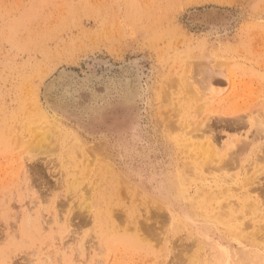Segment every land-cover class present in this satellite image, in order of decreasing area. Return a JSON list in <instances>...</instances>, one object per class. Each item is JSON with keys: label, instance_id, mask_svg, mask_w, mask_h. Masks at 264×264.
<instances>
[{"label": "rangeland", "instance_id": "rangeland-1", "mask_svg": "<svg viewBox=\"0 0 264 264\" xmlns=\"http://www.w3.org/2000/svg\"><path fill=\"white\" fill-rule=\"evenodd\" d=\"M263 154L264 0H0V264H264Z\"/></svg>", "mask_w": 264, "mask_h": 264}, {"label": "bare ground", "instance_id": "bare-ground-1", "mask_svg": "<svg viewBox=\"0 0 264 264\" xmlns=\"http://www.w3.org/2000/svg\"><path fill=\"white\" fill-rule=\"evenodd\" d=\"M208 84H209V83H208ZM206 87H209V86H206ZM209 88L211 89V87H209ZM192 92H193V91H192ZM195 94H196V93H195ZM195 94H194V95H195ZM195 96H196V95H195ZM197 97H198V96H197ZM32 103H33V102H32ZM36 106H38V104H36ZM261 112H262V110H261ZM34 114H35V113H34ZM37 114H38V113H37ZM262 115H263V114H262ZM38 116H39V115H38ZM53 127H54V126H53ZM205 127H206V125H205ZM51 128H52V125H51ZM54 128H55V127H54ZM58 128H59V127H58ZM63 128H65V127H63ZM52 129H53V128H52ZM50 130H51V129H50ZM261 130H262V129H261ZM47 131H48V130H47ZM53 131H54V130H53ZM57 131L59 132V130H57ZM57 131L55 130V132H57ZM209 131H210V130H209ZM50 133H51V132H49V133H47V134H50ZM210 133H211V131H210ZM13 134H14V133H13ZM213 134H214V133H213ZM52 135H53V134H52ZM46 136H48V135H46ZM46 136H45V140H48V139H46ZM49 136H50V135H49ZM202 136H203V135H202ZM210 136H211V135H210ZM43 137H44V135H43ZM51 137H52V136H51ZM51 137H50V138H51ZM211 137H212V136H211ZM239 137H240V136H239ZM48 138H49V137H48ZM212 138H213V137H212ZM13 139H14V138H13ZM45 140H44V141H45ZM200 141H202V139H201ZM210 142H211V140H210ZM198 143H199V142H198ZM105 144H106V143H105ZM203 144L205 145V143H203ZM246 144H247V143H246ZM93 145H94V144H93ZM190 145H191V144H190ZM214 145H215V144H214ZM217 145H218V144H217ZM227 145H228V144H227ZM240 145H241V144H240ZM209 146H213V144L210 143ZM225 146H226V145H225ZM242 146H243V145H242ZM242 146H241V148H242ZM250 146H251V143H250ZM95 147H96V146H95ZM97 147L99 148V146H97ZM201 147H202V146H201ZM243 147H244V146H243ZM257 147H258V146H257ZM202 148H205V146L202 147ZM251 148H252V146H251ZM87 149H88V148H87ZM94 149H95V148H94ZM212 149H213V148H212ZM227 149H228V147H227ZM259 149H260V148H259ZM208 150H209V147L206 148V152H209ZM246 150H247V149H246ZM94 151H95V150H94ZM199 151H200V150H199ZM259 151H260V150H259ZM206 152H205V153H206ZM205 153H204V154H205ZM210 153H211V151H210ZM213 153H214V152H212V155H213ZM217 154H218V151H217ZM224 154H225V153H223V155H224ZM200 155H201V154H200ZM263 155H264V154H263ZM204 156H205V155H204ZM210 156H211V155H210ZM215 156H216V155H215ZM215 156H214V158H215ZM212 157H213V156H212ZM225 157H226V156H225ZM226 158H228V157H226ZM259 158L261 159V156H260ZM259 158H258V159H259ZM262 158H263V157H262ZM209 159H211V158H209ZM217 159H218V158H217ZM210 161H211V160H210ZM231 161H232V160H231ZM199 162H200V161H199ZM216 162H217V160H216ZM263 162H264V161H263ZM209 163H210V162H209ZM209 163H207V165H208ZM24 164L26 165V163H24ZM24 164H23V165H24ZM233 164H234V163H233ZM204 165H205V164H204ZM216 165H217V164H216ZM25 167H27V166H25ZM25 167H24L23 169H25ZM208 167H209V166H208ZM210 167H211V166H210ZM263 169H264V166H263ZM29 170H30V169H29ZM35 170H36V169H35ZM23 171H24V170H23ZM33 171H34V170H32L31 172H33ZM259 171H260V170H259ZM24 172H25V171H24ZM255 172H256V171H255ZM25 173H26V172H25ZM25 173H24V176H25V177H26V175H29V174H27V173H26V175H25ZM28 177H29V176H28ZM258 178H259V177H258ZM24 179H25V178H24ZM176 179H177V178H176ZM174 180H175V179H174ZM206 180H207V179H206ZM256 180H257V179H256ZM205 182H206V181H205ZM217 182H218V181H217ZM213 183H214V182H213ZM174 184H175V185L172 184V186H173V188H175V189H176V186H177V187H180V186H181L179 182H178V183L175 182ZM213 186H214V185H213ZM219 186L221 187V185H219ZM31 187H32V186H31ZM205 187H206V186H205ZM92 188H93V187H92ZM178 189H179V188H178ZM219 189H220V188H219ZM221 189H222V188H221ZM221 189H220V190H221ZM223 189H224V188H223ZM182 190H184V189H182ZM206 190H207V189H206ZM214 190H215V189H214ZM220 190H218V191H220ZM208 191H209V190H208ZM210 191H211V190H210ZM200 192H201V191H200ZM221 192H222V191H221ZM203 195H205V194H203ZM203 195H202V196H203ZM219 196H220V195H219ZM195 197H196V196H195ZM209 197H210V196H209ZM195 199H196V198H195ZM206 199H207V198H206ZM244 199H245V198H244ZM245 200H246V199H245ZM190 201H191V200H190ZM199 201H200V200H199ZM205 201H206V200H205ZM238 201H239V199H238ZM240 201H241V200H240ZM243 201H244V200H243ZM192 202H193V201H192ZM201 202H202V201H201ZM241 202H242V201H241ZM247 202H248V201H247ZM193 203H194V202H193ZM193 203H192V204H193ZM220 203H221V202H220ZM235 203H236V202H235ZM252 203H253V202H252ZM252 203H251V204H252ZM196 204H197V203H196ZM205 204H206V203H205ZM237 204H238V203H237ZM246 204H247V203H246ZM197 205H199V204H197ZM242 205H243V204H242ZM245 206H246V205H245ZM189 207H191V206H189ZM199 207H200V206H199ZM225 207H226V206H225ZM256 207H257V206H256ZM201 208H202V207H201ZM260 208H261V207H260ZM260 208H259V209H260ZM107 209H108V208H107ZM200 212H201V211H200ZM205 212H206V211H205ZM205 212H204V213H205ZM224 215H225V214H224ZM112 216H113V215H112ZM222 217H223V216H222ZM111 218H112V217H111ZM106 219H107V218H106ZM113 221H114V220H113ZM234 221H236V220H234ZM134 222H135V221H134ZM223 222H224V221H223ZM229 222H230V221H229ZM225 223H226V222H225ZM231 223H232V221H231ZM111 224H113V223H111ZM111 224H110V226H112ZM223 224H224V223H223ZM227 224H228V222H227ZM113 225H114V224H113ZM116 225H117V223H116ZM116 225H115V227H116ZM245 225H246V224H245ZM28 226H29V225H28ZM239 227H240V225H239ZM239 227H238V228H239ZM116 228H117V227H116ZM240 228H241V227H240ZM242 228H243V227H242ZM106 229H107V228H106ZM114 229H115V228H114ZM226 229H227V228H226ZM239 231H241V230H239ZM118 232H119V231H118ZM74 233H75V232H74ZM237 233H238V232H237ZM89 234H90V233H89ZM239 235H240V234H239ZM89 236H90V235H89ZM90 237H91V236H90ZM130 238H131V237H130ZM131 239H133V238H131ZM134 241H135V240H133V242H134ZM254 251H255V250H254ZM250 252H251V251H250ZM257 257H258V256H257ZM254 259H255V258H254ZM262 261H263V260H262ZM259 262H260V261H259ZM260 263H261V262H260Z\"/></svg>", "mask_w": 264, "mask_h": 264}]
</instances>
